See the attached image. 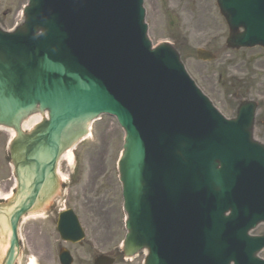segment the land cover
Returning a JSON list of instances; mask_svg holds the SVG:
<instances>
[{
  "label": "water",
  "instance_id": "1",
  "mask_svg": "<svg viewBox=\"0 0 264 264\" xmlns=\"http://www.w3.org/2000/svg\"><path fill=\"white\" fill-rule=\"evenodd\" d=\"M218 3L229 47H264V0ZM23 16L13 32L0 26V128L14 133L8 152L17 181L0 202V264H16L21 220L59 194L60 158L103 114L125 132L118 163L125 256L145 252L144 264H264V236H249L264 223L257 103L236 93L237 116L225 119L179 51L153 46L143 0H29Z\"/></svg>",
  "mask_w": 264,
  "mask_h": 264
},
{
  "label": "rangeland",
  "instance_id": "2",
  "mask_svg": "<svg viewBox=\"0 0 264 264\" xmlns=\"http://www.w3.org/2000/svg\"><path fill=\"white\" fill-rule=\"evenodd\" d=\"M27 0H0V22L10 29L21 17ZM149 35L154 44L170 42L182 54L183 62L199 87L227 116L235 115L232 94L244 88L246 97L259 101V129L264 141V51L260 49L226 50L228 27L221 17L216 0H145ZM209 49L216 55L211 62L197 59V49ZM9 133L0 130V195L11 193L14 179L8 163ZM124 134L115 119L103 117L93 125V136L74 150L75 162L63 163L64 173H82L80 213L82 220L95 221L107 229L98 236L105 249L123 239L121 223L122 190L118 181L117 161ZM114 232V233H113ZM261 227L255 234H263ZM264 257V252L262 253ZM139 261L133 264H139Z\"/></svg>",
  "mask_w": 264,
  "mask_h": 264
},
{
  "label": "flooded vegetation",
  "instance_id": "3",
  "mask_svg": "<svg viewBox=\"0 0 264 264\" xmlns=\"http://www.w3.org/2000/svg\"><path fill=\"white\" fill-rule=\"evenodd\" d=\"M82 175L73 174L69 179L68 192L59 203H56L42 220H28L22 224L23 241L22 256L19 264H94L99 250H104L98 236L106 232L104 223L95 221V214L90 212V222H82L80 218L81 200L79 197ZM72 210L81 222L84 239L77 240L78 233L73 223L72 214L65 215L66 230L61 233L60 218L62 214ZM68 237V238H66ZM114 264H130L124 259Z\"/></svg>",
  "mask_w": 264,
  "mask_h": 264
},
{
  "label": "bare ground",
  "instance_id": "4",
  "mask_svg": "<svg viewBox=\"0 0 264 264\" xmlns=\"http://www.w3.org/2000/svg\"><path fill=\"white\" fill-rule=\"evenodd\" d=\"M32 121H33V120H32ZM32 121H31V122H32ZM34 121H35V120H34ZM34 121H33V122H34ZM36 121H37V120H36ZM36 121H35V122H36ZM28 128H29V123H28L27 125L24 126V129H25V130H27ZM5 131H6L7 133H9L11 136H13V133L10 132L9 130H5ZM71 155H72V153L69 152L68 154L65 155L64 159H67V158H68L69 160H71ZM2 197H3V198H7V197H9V195H0V198H2Z\"/></svg>",
  "mask_w": 264,
  "mask_h": 264
}]
</instances>
